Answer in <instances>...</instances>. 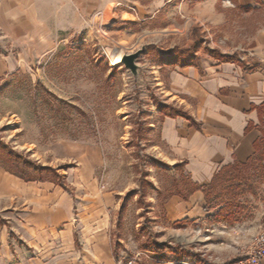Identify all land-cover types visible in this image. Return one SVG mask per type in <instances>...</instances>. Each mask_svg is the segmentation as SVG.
Masks as SVG:
<instances>
[{"label":"rangeland","instance_id":"374dc122","mask_svg":"<svg viewBox=\"0 0 264 264\" xmlns=\"http://www.w3.org/2000/svg\"><path fill=\"white\" fill-rule=\"evenodd\" d=\"M235 20L247 26L262 23L264 7ZM241 25H233L226 34L244 31ZM156 26L127 43L113 41L105 31L108 42L100 31L70 37L45 57L32 59L28 72L0 80V143L26 161L60 170L76 200L78 189L69 184L68 175L80 166L81 156L88 155L100 189L116 200L112 241L119 260L231 264L264 234V143L249 166L218 179L207 201L201 193V208L209 212L184 228L174 227L179 207L195 185L185 166L173 162L161 137V108L167 97L163 91L172 68H161L160 62L175 48H192L199 65L216 58L230 42L194 25L179 36ZM102 44L114 58L145 46L137 62L138 77L122 64L111 67ZM231 212L237 220H221ZM156 244H167L171 250L160 253ZM179 248L185 251L174 252Z\"/></svg>","mask_w":264,"mask_h":264},{"label":"crops","instance_id":"0c3cea01","mask_svg":"<svg viewBox=\"0 0 264 264\" xmlns=\"http://www.w3.org/2000/svg\"><path fill=\"white\" fill-rule=\"evenodd\" d=\"M263 7L264 0H0V80L28 72L32 59L78 35L105 31L127 43L151 25L177 36L191 25L210 30L230 42L219 53L230 61L160 65L172 68L166 106L198 124L163 117L162 140L194 187L204 188L224 168L249 166L264 143V21L235 20ZM237 24L244 31L227 35ZM81 158L68 175L78 200L60 170L64 186L26 184L0 167V264H128L116 257L112 241L116 200L100 189L89 156ZM201 193L184 198L176 229L209 212L201 208Z\"/></svg>","mask_w":264,"mask_h":264},{"label":"trees","instance_id":"16d2710c","mask_svg":"<svg viewBox=\"0 0 264 264\" xmlns=\"http://www.w3.org/2000/svg\"><path fill=\"white\" fill-rule=\"evenodd\" d=\"M195 34L196 31L194 30ZM197 35V34H196ZM216 59L220 61H230L231 58L222 56L219 53H216ZM164 57L162 58L160 65H167V66H181V67H187L192 66L195 62V56L193 55V49L187 48V49H181V48H175L172 50L171 53L164 54ZM161 111L163 112V117L168 118H183L187 121H191L193 126L198 127V124L196 121L192 119L190 115H188L186 112H184L182 109H178L176 107L171 106H163L161 108ZM258 145H256V148ZM0 167L3 168L6 172L14 175L18 179L22 180L24 183H43V182H49L54 185H63L62 176L60 175L59 171L54 170L50 167L40 166L35 164L34 162L28 160L26 161L22 156L18 155L15 151H11L6 145L0 143ZM247 166L235 164V166H230L227 168H224L220 171L218 175L214 177V180L211 185L206 186L204 188H200L198 186L194 187L191 192L188 194L189 196H192L195 192H202L206 196V201L209 199L207 192L211 191L212 189L216 188L218 179L224 175L227 172H230L232 170H235L236 168H245ZM188 199V198H187ZM208 211H210L208 209ZM237 217L233 216V212L230 213L228 216L222 215L221 220H224L225 223H231L233 220H237ZM180 226V224L176 225V227ZM156 247L161 251L160 253L164 252V249L167 248V250H171L167 244L160 245L156 244ZM185 250L183 248H179L178 250H174V252L181 253ZM236 262V261H235ZM235 262L231 263L234 264Z\"/></svg>","mask_w":264,"mask_h":264},{"label":"built area","instance_id":"2783aa9c","mask_svg":"<svg viewBox=\"0 0 264 264\" xmlns=\"http://www.w3.org/2000/svg\"><path fill=\"white\" fill-rule=\"evenodd\" d=\"M104 40L108 42V35H106L103 31H100ZM102 53L106 58L107 62L111 67H116L119 64H115V58L110 55L108 50V46L102 44L101 46ZM264 262V234H260L257 236L256 240L252 244V247L249 249L248 253L242 256L238 261L234 264H262ZM128 264H133L129 262Z\"/></svg>","mask_w":264,"mask_h":264},{"label":"water","instance_id":"95a60500","mask_svg":"<svg viewBox=\"0 0 264 264\" xmlns=\"http://www.w3.org/2000/svg\"><path fill=\"white\" fill-rule=\"evenodd\" d=\"M146 50V47L142 46L141 50L122 56L121 64L126 68V70L130 71L134 78L138 77L140 70V66L137 64V62L143 56Z\"/></svg>","mask_w":264,"mask_h":264},{"label":"bare ground","instance_id":"6f19581e","mask_svg":"<svg viewBox=\"0 0 264 264\" xmlns=\"http://www.w3.org/2000/svg\"><path fill=\"white\" fill-rule=\"evenodd\" d=\"M122 56H123V53H121V54H119L118 56L115 57V64H121Z\"/></svg>","mask_w":264,"mask_h":264}]
</instances>
